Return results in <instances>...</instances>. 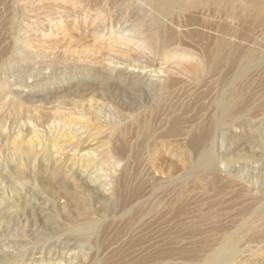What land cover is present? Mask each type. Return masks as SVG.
<instances>
[{
    "label": "bare ground",
    "instance_id": "obj_1",
    "mask_svg": "<svg viewBox=\"0 0 264 264\" xmlns=\"http://www.w3.org/2000/svg\"><path fill=\"white\" fill-rule=\"evenodd\" d=\"M20 2L0 0V170L10 169L0 174V223L16 232L0 243V264H46L48 255V264H264V2L243 1L263 18L248 35L226 22L238 17L226 8V21L205 16L227 0H65L48 29L82 27L108 51L88 68L35 49L41 21ZM43 66L47 81L10 90L23 79L10 84L6 70L24 77ZM97 76L86 99L65 101ZM111 79L129 84L111 89ZM248 136L247 154L231 155ZM241 159L261 169L240 172ZM175 165L185 174L163 180L162 166ZM140 169L154 173L147 193L129 186ZM198 176L212 195L193 205L185 194ZM164 182L174 195L163 198Z\"/></svg>",
    "mask_w": 264,
    "mask_h": 264
},
{
    "label": "rangeland",
    "instance_id": "obj_2",
    "mask_svg": "<svg viewBox=\"0 0 264 264\" xmlns=\"http://www.w3.org/2000/svg\"><path fill=\"white\" fill-rule=\"evenodd\" d=\"M22 2H20V5H21V3L22 4H27V8H29V9H31V10H29L28 11V9H25V12H26V10H27V14L28 15H25L26 13H23L24 14V16H27V17H29L30 18V20H37V21H41L40 22V26H39V29H40V31L38 30V31H32V36H31V39H32V37H36L35 38V40H34V42H35V44H33V47L35 48V49H38L39 47V49H44V50H53L54 51V53H55V55L56 56H58L59 58H60V61H62V62H66L67 64L69 63L70 65H72V66H78V67H82V66H84V67H86V68H88V66L90 67V66H93L94 64H93V61H95V59L94 58H99V56H101V55H103V54H107L108 53V51L106 50V49H102L100 46H95V44L93 43V41H92V39L91 38H88V35L86 34V33H83V30H82V27H81V29H79L78 31H76V30H71L70 28H68V27H65V26H61L60 28H58V27H56L55 29H53L52 31H49V29L51 30V28L53 27L54 28V24H58L59 23V21L60 20H56V17H58V16H60L61 17V15H63L64 16V13L66 12V10L68 9V6L66 5V2H65V0H21ZM244 0H227V4H224V5H222L221 7L220 6H214L213 8H212V6L213 5H211V7H208V8H212L211 10L210 9H207V8H205V10H204V14H205V16H206V14H208L207 16H211V17H209V18H212L213 19V17L214 18H216V17H219L220 15V18L222 19V20H227L228 18H225V16H227L228 15V17L229 16H232V15H234L235 13H237L238 14V17L235 15L234 16V18H230L229 20H227L226 22L228 23V24H230L231 26H238L239 25V27H238V30L240 31V32H242V33H245V32H247V34L249 35V34H254V32H255V34L257 33V31H258V33H260V31H259V29L260 28H258V29H256L255 31H254V27H253V25L255 26L256 25V22L255 21H258V20H260V18L262 17V15H260L257 11H253V10H251V9H247L248 10V13L247 12H245L246 10L244 9V2H243ZM255 1H258V2H264V0H255ZM231 4V5H230ZM234 4V5H233ZM239 4H241V5H239ZM230 5V6H229ZM233 5V6H232ZM240 6V7H239ZM219 9H223V8H226V10L224 11V10H219L218 11V8ZM241 8V9H240ZM216 10L218 11V14H217V12H216ZM241 10H242V12H241ZM207 11V13H205ZM214 11V12H213ZM222 11H224V12H226L227 13V15H226V13H224V12H222ZM232 12L231 14H229L228 12ZM251 11V12H250ZM209 12H212L211 14H209ZM216 12V13H215ZM254 12V13H253ZM242 13V14H241ZM257 13V15H254V14H256ZM30 14V15H29ZM32 14V15H31ZM214 14L216 15V16H214ZM223 14V15H222ZM252 14H253V17H252ZM218 15V16H217ZM224 16V17H223ZM244 16V17H243ZM251 17L250 18V20H249V17ZM233 17V16H232ZM237 17V18H236ZM49 18H52V22L50 23V27H49V29H48V22H47V20L49 19ZM80 18V17H79ZM255 18H257L256 20H255ZM254 19V20H253ZM263 18H261V20H262ZM46 20V21H45ZM251 20L254 22V24L253 23H250L251 22ZM57 21V22H56ZM250 21V22H249ZM46 24H45V23ZM246 22V23H245ZM238 24V25H237ZM42 25H47L46 26V29H43L42 28ZM248 26V28H247V26ZM240 26H241V28H240ZM257 27H258V23H257V25H256ZM250 28V29H249ZM64 29V30H63ZM252 29V30H251ZM263 29H264V27H263ZM36 30V29H35ZM251 30V31H250ZM41 31H42V34H44V36L45 37H43V40L41 39L42 38V36L40 35L41 34ZM64 31V32H63ZM67 31V32H66ZM253 31V32H252ZM35 34H34V33ZM51 32V33H50ZM56 32V33H55ZM55 33V34H54ZM65 33H67V35H65ZM71 33V34H70ZM257 33V34H258ZM49 35V36H48ZM74 35V36H73ZM52 36V37H51ZM53 36H54V38H53ZM70 37L71 38V42H70V39H67V37ZM37 37H38V39H37ZM48 37H50V38H48ZM61 37V39L62 40H60L59 38ZM33 38V39H34ZM56 38V39H55ZM63 40L65 41V42H67V43H65L64 42V47H63V43L61 44L60 42L62 41L63 42ZM69 40V41H68ZM40 41H42V42H40ZM50 41V42H49ZM90 41V42H89ZM48 42V43H47ZM70 44H69V43ZM72 42H75L74 44L72 43ZM40 44V45H39ZM60 44H61V46H60ZM43 45V46H42ZM51 45V46H50ZM56 45H57V47H56ZM81 45V46H80ZM85 45V46H84ZM87 45V46H86ZM91 45V46H90ZM94 46V48H93V46ZM53 46V47H52ZM60 46V47H59ZM89 46V47H88ZM49 47H52V48H49ZM96 47V48H95ZM62 49V50H61ZM91 49V50H90ZM92 49H94V51H92ZM56 50V51H55ZM60 50V51H59ZM67 50V51H66ZM78 50H80V51H78ZM96 50V51H95ZM97 50H98V52H97ZM63 51V52H62ZM67 52H69V53H67ZM110 52V51H109ZM85 53V54H84ZM94 53V54H93ZM97 53H99L98 55L99 56H97ZM64 55V57L62 58V55ZM65 54H72L71 56L69 55H65ZM85 55V56H84ZM88 57H87V56ZM96 55V56H95ZM73 56V57H72ZM79 58H78V57ZM84 57H86V58H84ZM68 58H69V60H68ZM83 58V59H82ZM89 58V59H88ZM64 59H66V60H64ZM86 61H85V60ZM64 60V61H63ZM78 60H82V61H78ZM85 61V63H84V61ZM115 60H116V58H115ZM161 60L162 59H158V61H156L155 62V64H157V63H161ZM77 61V62H76ZM160 61V62H159ZM62 62H60V63H62ZM81 62H82V64H81ZM80 63V64H79ZM79 64V65H78ZM82 65V66H81ZM47 69V70H46ZM7 72H9V73H5L6 75H7V78H8V81L10 82V84H12L13 82H14V80L15 79H20V80H22L23 79V82H22V85L21 86H19V85H12L11 86V88H10V90L14 93V91L15 92H17V90L18 91H20V90H22L23 89V87L22 86H26V85H28V84H31L32 82H35V81H42V82H45V81H47L45 78L47 77V75H49L50 74V72H49V69L48 68H46L45 66H43L41 69H39L38 70V72H36V73H33V74H30V75H32L33 76V78H32V76L31 77H29L30 75H24V77L21 75V74H18V73H16L15 71H14V69L13 70H6ZM12 71V72H11ZM58 71H60V72H62V70H58ZM12 73V75H10L11 73ZM19 76V77H18ZM22 78H21V77ZM12 77V78H11ZM27 79V80H26ZM101 79V77L100 76H97V80L95 79V80H93V81H91L90 82V85L89 86H87V85H84L83 86V88H81L80 89V91L79 90H77V92H72L70 95H69V97H65V101H71V100H73L74 98L75 99H79V97H81V96H83V98L82 99H84L85 97L84 96H86L87 95V93H88V91H86L84 88H87V87H92V88H94L95 89V85L94 84H96V82H98L99 80ZM109 83H111L110 84V88L112 89L113 87H115V88H117V87H119V88H123V87H125L126 85H128L129 83H118V81L116 82V80H114V79H111V80H109ZM93 84V85H92ZM116 84V85H115ZM115 85V86H114ZM184 85H186V84H184ZM15 86V87H14ZM17 86V87H16ZM113 86V87H112ZM19 87L21 88V89H19ZM14 91H13V90ZM16 89V90H15ZM54 91H53V88L51 87V88H49V89H47V90H45V91H43L42 93H40V94H36V95H33L32 96V99L33 100H35V99H41V98H44V97H49L50 95H51V93H53ZM79 92V94H81V93H83L81 96H78V95H76L77 93ZM66 94V92L65 91H63V90H61V91H59L58 93H56V94H54L55 96H63V95H65ZM72 95V96H71ZM22 99H25V98H22ZM74 99V100H75ZM86 99V98H85ZM96 98H94L93 99V101L95 100ZM97 101H98V99H96ZM95 100V101H96ZM99 102V101H98ZM40 103H43L42 101H38L36 104H40ZM44 107L46 106H48V105H44V104H42ZM98 104H96V106H97ZM11 132V131H10ZM253 136V135H252ZM166 141H168V142H170L171 143V145L172 146H174L175 147V150H176V146H178V145H180V144H178L176 141H175V143H173V141L172 140H166ZM249 142H251V138H250V136H248V137H246V138H243L242 140H241V142H240V145H237V147H234V149L233 150H231L230 152H232L231 153V155H233V154H238V153H246L247 154V151H248V149H247V147H244V145L245 144H249ZM175 144V145H174ZM244 144V145H243ZM231 148H233V147H231ZM163 160L164 161H168V157H166V156H164L163 157ZM238 161H239V163H238ZM237 162H236V164H235V167L239 170V168H242L243 167V169H240V172H242V171H244V168H245V170H248V171H250L251 173L252 172H255L256 173V169H254V168H256V167H258L259 169H261V162L259 161L258 163H254L253 165H247V166H245V162H244V160L243 159H241V160H238ZM21 161H19V162H17V163H20ZM26 164H28V162H24L22 165H21V173H27L28 171L26 170L27 169V165ZM238 164V165H237ZM17 164H15V166H16ZM8 166L10 167H14V166H12V164L11 163H9L8 164ZM176 166V167H175ZM173 168H169V167H166V166H162V172H163V174L165 175H163V180H166V177L168 176L169 178H176V179H178V178H180V177H182L184 174H185V172H186V169H182V168H180L179 167V165H175ZM264 166V165H263ZM19 166H16V167H14L16 170H17V168H18ZM178 167V168H177ZM220 168V171H222L223 170V166H220L219 167ZM6 169H7V171H6ZM14 169V170H15ZM22 169H23V171H22ZM177 169V170H176ZM10 169H8V168H5V169H3V171L5 172V173H1L2 172V170H0V174H6V173H10V171H9ZM147 170V171H146ZM151 169H140V170H138L136 173H135V178L132 180L133 181V184H131L132 182H130V184H129V186L131 187V188H133V185L135 184L136 185V188H140V186H142V191L143 192H146V190L147 189H149V185H148V187L146 188V190L144 189V187H143V185H145V182H148L147 180H149L151 177H154V173H153V171L151 170ZM184 170V171H183ZM171 171V172H170ZM178 173H177V172ZM224 171V170H223ZM221 172V174L219 173V175H218V179L222 182V183H227V179L225 178V177H223L222 175L224 174V172ZM139 172H141V174L139 173ZM144 172H146V173H144ZM150 172V173H149ZM153 174H152V173ZM148 173V174H147ZM183 173V174H182ZM176 174H178V178H177V175ZM140 177H143V179L142 178H140ZM138 177V178H137ZM137 178V179H136ZM155 178V177H154ZM201 178V177H200ZM221 178V179H220ZM135 179H136V181H135ZM204 178H201L200 179V181H199V176L196 178V180L194 179V181H193V183H190V186H189V190L187 191V193L185 194L186 196H193V199L192 200H194L195 201V203H193V205L194 204H198L199 202H198V199H203V198H205V197H209L210 195H212V192H211V190L209 189V187H208V185H206L207 187H205V185H203V184H205V182H204V180H203ZM144 180H146V181H144ZM190 180H193V178H191ZM206 180V179H205ZM226 180V181H225ZM139 181V182H138ZM137 182V183H136ZM166 182H168V180L166 181ZM166 182H164V185H161V186H164V188H166L164 191H163V193L165 194L164 196H163V198H165V197H167L168 195H174L175 194V192H176V190H175V187L172 185V184H170L171 185V188H170V186H169V183H167V185L165 186V184H166ZM203 182V183H202ZM151 183V182H150ZM160 183H162V182H160ZM196 183H199V184H196ZM2 185H5V186H7L3 191V193H4V195H5V198L6 199H8V197L7 196H10L11 194H10V192L9 191H11V190H9V189H11L12 188V186H14V185H11V183H9V182H7V181H5V182H3L2 183ZM71 185V186H70ZM134 185V186H135ZM138 185V186H137ZM152 185H156V183L155 182H153L152 183ZM231 185H233L232 183H231ZM146 186V185H145ZM193 186V188H195L194 190H192L193 188H191V190H190V187H192ZM25 187V188H24ZM23 188H21L20 190H22L21 191V193L20 194H22L21 196H28V190H27V187H28V185H25ZM73 187V183H69L68 182V184H67V187L66 188H72ZM199 188V189H198ZM208 189V190H207ZM142 192V193H143ZM173 192V193H172ZM188 192H189V194H188ZM201 192V193H200ZM147 193V192H146ZM162 193V194H163ZM10 194V195H9ZM149 194V193H148ZM0 196H1V193H0ZM78 196H80L79 194H78ZM160 196L162 197V195L160 194ZM197 197V198H196ZM63 200H60L59 202L61 203ZM5 202H7V200L5 201ZM8 203V202H7ZM59 204V203H58ZM7 204H3V206L5 207ZM67 211H70V212H73V208L69 205L68 206V209H67ZM6 223H0V243L1 244H3L2 243V241H4V240H11L12 239V235H16V232L15 231H13V228L11 227V225H9V227H5V226H3V225H5ZM142 227H143V225H141ZM140 226V227H141ZM141 229V228H140ZM5 230V231H4ZM26 230H28V229H26ZM17 232H18V230H17ZM63 246V244H60L59 245V247L61 248ZM8 245H6V248L5 247H3V249H7L8 250ZM50 256H52V255H48V257L47 256H45L46 258H45V260H48L49 258H50V261L48 260L47 261V263L46 264H48V262L50 263L51 261H53V259H55L54 258V256L51 258ZM57 262V259L55 260V262L53 263V264H55ZM43 264H45V263H43ZM74 264H80L79 262H74Z\"/></svg>",
    "mask_w": 264,
    "mask_h": 264
}]
</instances>
